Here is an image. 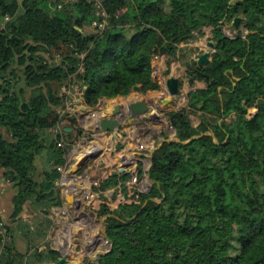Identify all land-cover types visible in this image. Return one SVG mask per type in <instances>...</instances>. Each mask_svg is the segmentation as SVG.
<instances>
[{
  "label": "trees",
  "instance_id": "obj_1",
  "mask_svg": "<svg viewBox=\"0 0 264 264\" xmlns=\"http://www.w3.org/2000/svg\"><path fill=\"white\" fill-rule=\"evenodd\" d=\"M101 5L100 28L91 26L88 0H0V171L14 190L15 230L28 242L18 253L7 227L0 264L61 257L40 249L50 219L35 214L27 225L20 216L26 206L50 213L62 204L58 168L84 134L75 115L62 113L65 105L93 109L134 86L144 95L159 91L154 63L169 64L204 28L212 29L214 51L207 65L186 68L208 83L165 115L173 139L162 135L149 170L158 187L142 185L140 159L119 172L126 153L143 152L137 145L90 131L96 150L88 152L95 164L87 208L104 217L112 242L98 264H264V0ZM236 18L237 34L225 36Z\"/></svg>",
  "mask_w": 264,
  "mask_h": 264
},
{
  "label": "rangeland",
  "instance_id": "obj_2",
  "mask_svg": "<svg viewBox=\"0 0 264 264\" xmlns=\"http://www.w3.org/2000/svg\"><path fill=\"white\" fill-rule=\"evenodd\" d=\"M236 28L233 26V23H231L230 28L228 27L227 29H223L225 30L222 31L223 33H227L230 37H234L237 34V31L235 30ZM191 77V76H189ZM202 82L200 83V85H206L205 82L203 81H199ZM132 92H130L131 94ZM129 94V95H130ZM127 97V96H126ZM108 102L106 103H100L98 104V106L100 105L101 108L105 109L106 106H109L110 103L112 102H117L119 103L120 101L115 98V99H111V100H107ZM69 105H72L71 103H69ZM105 105V106H104ZM95 107L93 109H88V113L86 112H82V113H78L77 115V122L79 124V128L83 130L82 133H84L83 137L74 144L75 149L73 150V146L72 148L69 150V156L66 154V163L68 166V173H66V176L68 174V176L71 177L72 181L73 178H77L75 177V175H73V171L75 169V165H76V161H78L82 155L84 154H88V152H91L90 149L92 150H96L94 147H96V143H95V139L96 136L94 134H90V131H92L93 127H94V121L92 117H96L97 115H101L102 111L100 110V107ZM186 107V106H185ZM70 108H74V107H70ZM99 108V109H98ZM75 110H77V108H74ZM96 112V113H95ZM168 113V112H167ZM161 116V114H160ZM158 116V118H156L153 121H150V124L152 126H150L152 129L157 130L160 135L159 140L155 137L156 135L153 134L152 138H154V144H153V148L157 147L160 144V141L163 140L162 135H164L165 133L170 135L169 136V140H172L173 138L171 136H173L171 134V128L169 126V124L167 123L166 117L164 115V117H160ZM191 120L194 122L197 119L196 115H192L191 116ZM139 127H131L128 128L127 131V135L126 136H120L117 135V137L115 138L114 141H111L112 144L117 145L118 143H126V142H132L134 143V145H137L143 152L141 151H130L128 153L125 154L124 156V161L126 159V157L132 153V152H137V153H141L144 156L143 157H137L134 159V161L136 159H140L143 167H142V171L144 172V176L143 179L141 181L142 185H146L145 183V176L147 174V170L149 168V164H150V153L151 150L150 149V145L148 146H143L142 142L144 140L143 137L147 136L148 134H152L150 132H147L146 129H138L136 132V134L133 132L134 130H136ZM132 130V131H130ZM88 133V135H87ZM111 136V135H110ZM95 153V152H94ZM77 155V156H76ZM75 159V160H74ZM122 161V163L124 162ZM95 164V160L94 157L91 158L90 161H88L86 163V167L82 170L81 176H85V178L81 182L82 184L79 185V187L82 189V191L79 194L78 199H80V203L81 205H83V207L79 204L74 205L73 208L71 209L66 203L64 204L62 202L61 206L57 209H53L50 213H47L46 210L41 209V210H37V212H33L34 209L26 206L24 209V212L21 214L20 218L22 220L23 224H27V225H31L33 223V219L35 214H40L42 213V216L45 215L47 216L48 219H50L51 221V226L48 230L47 233V237L45 238V240L43 241V243L39 244L40 245V249H51V250H55L57 251L61 257H59V259H61L62 257L64 258H68V263L67 264H73L71 263L72 259H70L68 257L67 254H64V251L68 250L70 245H71V240L74 239L75 241V249H74V253H76V257L78 255H80V259L82 260L83 258H85L87 255L86 253H88V257H86L84 259V261L82 262V264H90L92 263V259L91 257L98 254V252H107L109 250V243L108 241L103 237V231H104V217H97L96 214H94L93 212L89 211L87 208V204L90 200V197L93 195L92 191H89V189L91 190V175L89 174L91 168L94 166ZM100 166L102 167L103 164H100ZM132 168V166H130ZM125 170H127V167L125 168ZM72 173V174H70ZM77 175V174H76ZM80 176V177H81ZM89 191V192H88ZM60 197V196H59ZM77 206V207H76ZM82 207V208H81ZM73 210H76L74 212H72ZM80 210L81 214L84 215H89V214H93L96 216L95 220L98 223V229H97V233L100 236L94 237L93 236V232L96 231L95 230H90V232L88 233L87 231H85L83 233V228L81 226V223L79 222L80 220H78L79 215H77V212ZM41 215V214H40ZM2 220L4 221V223L6 224L7 227H9V229H11L14 232V237H15V242H16V247H17V251L20 254H24L26 253V248H27V240L26 237L24 236L23 232H18L16 231V227H17V223L15 221H13L10 217V215L8 216H3L2 215ZM90 228L94 229L93 227L90 226ZM77 230L78 232H80V235L77 237ZM76 232V235H75ZM83 233V234H82ZM81 237V238H80ZM61 244L64 245V247H61ZM102 244V246L100 247V245ZM86 245L89 246V249H91L89 251V249L86 251ZM93 249V248H96ZM58 259V260H59ZM56 263V262H55ZM55 263H49V264H55Z\"/></svg>",
  "mask_w": 264,
  "mask_h": 264
},
{
  "label": "crops",
  "instance_id": "obj_3",
  "mask_svg": "<svg viewBox=\"0 0 264 264\" xmlns=\"http://www.w3.org/2000/svg\"><path fill=\"white\" fill-rule=\"evenodd\" d=\"M211 30H212L211 28H204L201 32V35H198V36L196 35V39L179 46V52H178L177 56L174 59H172L169 64L166 63L164 58H160L154 63V65H153V67H154V78L158 79L160 81V87L161 88L159 91L150 92V93H147L145 95L141 94V93L132 92L127 97L117 98L120 101V104L123 105V107H124L128 103L137 101L139 99H147V100L151 99V98L162 99V98L166 97L165 89H164L165 80L169 77H176V78H179L180 81H182V87L180 88L181 94H180L178 99H174L173 104L168 105L167 109H168V112H170V111L179 110V109L185 107L187 104V101H188L187 100L188 93L191 91L197 90V89L205 88V86H206L205 84L203 86L200 85V83H202V82H199L197 80H195L193 82H189L188 78H190V77L187 75V68L186 67L191 61H194V59H196L199 55H202L204 52H207L208 50H210L208 47V42H213L211 40L212 39ZM167 72H168V74H166ZM106 102H108L107 99H102L100 101V105H101V103H106ZM100 105L98 107H100ZM77 106L81 107L83 109L82 112L88 113V111H89L88 108H84L82 105H77ZM101 109H103V108L100 107V110ZM78 113L79 112H77V113L75 112V113H71V114L75 115V117L77 118ZM164 115H166V113H162L160 117H162V116L164 117ZM98 116L99 115L96 114V117L94 116L92 118L96 119ZM190 118H192V117L190 116ZM94 119H93V121H94ZM153 120H155V118H153L152 120H150V119L144 120L143 121L144 123L142 125H138L137 127H139V128H137L136 130L133 131L136 134L135 131H137L138 129H146L147 132L152 133V134H148L147 136L143 137L144 140L142 142L143 146L149 147L150 145H152V146H150V149H154L153 148V144H154L153 139L154 138H152L153 134L156 135L155 137L158 140L160 138V135H159L160 132H158L157 130L152 129L150 127V126H152L150 124V121H153ZM192 120H191V122L194 126H197L199 124L198 116L194 122ZM67 131H69V130H67ZM130 131H132V130H130ZM171 133H172V129H171ZM87 135H88V133H87ZM141 155L142 156H140V157L144 156L143 154H141ZM130 163L131 162H127L126 167H128V165ZM147 175H148V171H147V174L145 176V180H146L145 182H147V178H146ZM80 192L81 191H79V193ZM13 194H14V190L11 187V184L4 180L2 173L0 171V216L1 217H2V215L3 216H8V215L11 216V213H12L11 200H12ZM78 201L80 202V199H78ZM77 204H78V202H77ZM79 204L81 205V203H79ZM74 205H76V204H73L70 208L72 209ZM81 206L83 207V205H81ZM74 211H76V210H73L72 212H74ZM77 215H79L78 220H80L79 222L81 223V226L83 228V233L85 231H87L89 233L90 230L93 231L96 229V231L93 232V236L94 237L100 236L97 233V229L99 226H98L97 221L95 220V218H96L95 215L89 214V215L83 216L81 214L80 210L77 212ZM90 226L93 227L94 229L90 228ZM77 233L79 236H82V235H80V232H78V230H77ZM101 246H102V244L100 245V247ZM61 247H64V245L61 244ZM88 249H89V246L86 245V251L85 252H88L87 251ZM93 249L97 250V247L93 248ZM90 250L91 249H89V251ZM86 254L88 255V253H86ZM80 255H78L77 257L75 255V257L72 259L71 263L82 264V262H83L82 260L84 258L80 261ZM87 255H84V256H87Z\"/></svg>",
  "mask_w": 264,
  "mask_h": 264
},
{
  "label": "water",
  "instance_id": "obj_4",
  "mask_svg": "<svg viewBox=\"0 0 264 264\" xmlns=\"http://www.w3.org/2000/svg\"><path fill=\"white\" fill-rule=\"evenodd\" d=\"M239 21H240V18H236L233 21V26L235 28L238 26ZM208 47L213 48L214 43L208 42ZM209 57H210L209 52L203 53L195 61L196 65L198 67H201L203 65H207L209 62ZM188 81L189 82L195 81V77L188 78ZM205 83L206 84L208 83L207 78L205 79ZM181 87H182V81H180L179 78L169 77L165 80V83H164V89H165L166 97H164L162 99H155V98H151L148 100L147 99H139L137 101L128 103L124 107H123V105L120 104V102L119 103L112 102L105 109H101V111L103 110L102 114L99 115L96 119H94L95 125L93 127V131L97 132L99 134H110L112 141L115 140L117 135L126 136L127 131H125V130H128V128L136 127L138 125H142L144 123L143 122L144 120H149V119L152 120L153 118L156 119V118H158V116H160V114L167 113L168 112V109H167L168 105L173 104L174 99L179 98V96L181 94V92H180ZM131 92L139 93V88L137 86H134L132 88ZM76 124L78 125L77 121H76ZM209 134H211V133H209ZM174 141L178 142L177 139H174ZM162 143H163V141L157 147H155L154 149L151 150L150 164H149V168L147 170L148 175L146 177L147 182L145 183L146 185L155 184L157 187L159 186L157 182H155L154 180H152L149 177V170H150V167L152 164V162H151L152 154ZM140 156H142L141 153H137V152L130 153L126 157L125 161L122 163V167L119 169V172L122 173L125 171L127 162H133L135 158L140 157ZM92 157H94V154L90 155V156L84 155L83 157H81L75 165V169L72 172L73 175H76L82 168H84L86 166L87 161L91 160ZM73 186H75L74 181L69 180L65 183V187L69 189V191L67 193V199H66V202L69 204V206H71L73 204V201H72V195H73V191H72L73 188L72 187ZM103 235H104V238L108 241V243L110 245L109 250L107 252H98V254L92 256L91 259L93 262L90 264H98L101 256L108 253L112 248V242L108 238V236L106 235L105 227H104ZM67 255L70 259L73 258V254L68 253ZM86 257H88V256H86ZM84 259L82 261H84ZM67 263H68V259L64 258V257H62L61 259H59L56 262V264H67Z\"/></svg>",
  "mask_w": 264,
  "mask_h": 264
},
{
  "label": "built area",
  "instance_id": "obj_5",
  "mask_svg": "<svg viewBox=\"0 0 264 264\" xmlns=\"http://www.w3.org/2000/svg\"><path fill=\"white\" fill-rule=\"evenodd\" d=\"M89 2H92L93 3V5H94V7H95V15H96V20L92 23V27H104L105 25H106V19H107V14L105 13V11L102 9V5H101V0H88ZM224 32H225V30H223ZM244 34H245V31L243 32ZM225 34V36H228V37H230L227 33H224ZM210 50H208L207 52H209V54L211 55V53H213V48H209ZM205 53V52H204ZM199 56H201V55H199ZM198 56V57H199ZM198 57L196 58V59H194V61H196L197 59H198ZM72 105H69V103H67L66 105H65V108H64V110L62 111V113H77V112H80V113H82V108L81 107H76L77 108V110H75L74 108L72 109V108H70ZM73 107V106H72ZM62 144V143H61ZM73 146V150L75 149V146L74 145H72ZM72 148V147H71ZM69 152V151H68ZM67 152V153H68ZM68 156L70 155L69 153L67 154ZM84 155H88L89 156V153L88 154H84ZM84 155H82V157L84 156ZM79 161V160H78ZM77 161V162H78ZM88 161H90V160H88ZM87 161V162H88ZM76 162V163H77ZM86 167V166H85ZM84 167V168H85ZM84 168H82L78 173H77V175H75V177H77V178H73V181H74V183H75V186H73L72 188V191H73V195H72V201H73V204H76L77 205V202H78V204L80 203L79 201H78V196H79V191H82V189L79 187V185H81L82 183L81 182H79V181H82L84 178H85V176H81V173H82V170L84 169ZM58 170H59V172L61 173V176H60V178L58 179V181L56 182V187H57V191H58V193H59V198H60V200H61V202H63L64 204L66 203L68 206H69V204L66 202V199H67V193H68V191H69V189L68 188H66L65 187V183L67 182V181H69V180H71L72 181V179H71V177L70 176H68V174H67V176H66V173H68V166H67V163H65V165H64V167H59L58 168ZM70 174H72V173H70ZM81 176V177H80ZM89 191H91L90 189H89ZM88 191V192H89ZM72 204V205H73ZM71 205V206H72ZM71 206H69V207H71ZM7 226H6V224L4 223V221L2 220V218H0V237L1 238H6L7 237Z\"/></svg>",
  "mask_w": 264,
  "mask_h": 264
},
{
  "label": "bare ground",
  "instance_id": "obj_6",
  "mask_svg": "<svg viewBox=\"0 0 264 264\" xmlns=\"http://www.w3.org/2000/svg\"><path fill=\"white\" fill-rule=\"evenodd\" d=\"M77 156V155H76ZM75 160V159H74ZM77 162V161H76ZM75 235H76V232H75ZM77 237H79V235H78V233H77ZM71 245H70V247H69V249L68 250H66V251H64V254H68V253H71V254H73V258L75 257V255H76V253H74L73 251H74V249H75V247H74V245H75V240L74 239H72L71 240ZM69 251V252H68ZM72 258V259H73ZM80 261H81V259H80Z\"/></svg>",
  "mask_w": 264,
  "mask_h": 264
}]
</instances>
